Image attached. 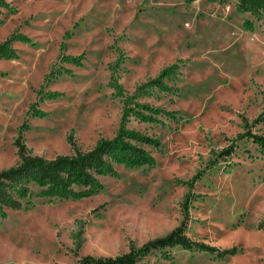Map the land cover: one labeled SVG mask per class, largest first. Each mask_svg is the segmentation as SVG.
I'll list each match as a JSON object with an SVG mask.
<instances>
[{"label": "rangeland", "instance_id": "374dc122", "mask_svg": "<svg viewBox=\"0 0 264 264\" xmlns=\"http://www.w3.org/2000/svg\"><path fill=\"white\" fill-rule=\"evenodd\" d=\"M190 1V0H189ZM0 8V172L19 165L17 142L51 160L112 139L123 97L173 66L168 90L138 102L158 122L128 128L160 140L152 168L117 167L81 200L41 199L0 217V264H80L117 258L182 225L217 249L152 252L137 264H264V153L237 141L231 158L209 165L264 111V25L236 0H5ZM254 24L253 32L245 30ZM140 96V94H139ZM264 136V124L253 129ZM236 141V140H235ZM196 197L183 203L194 175ZM28 203V201L24 202ZM228 251V255H219Z\"/></svg>", "mask_w": 264, "mask_h": 264}, {"label": "trees", "instance_id": "16d2710c", "mask_svg": "<svg viewBox=\"0 0 264 264\" xmlns=\"http://www.w3.org/2000/svg\"><path fill=\"white\" fill-rule=\"evenodd\" d=\"M191 2L192 0H187ZM220 5L227 4L230 0H216ZM6 7L5 0H0V8ZM236 8L239 13L249 14L254 22L264 25V0H236ZM245 30L253 32L254 24L246 22ZM8 43L0 47V58L6 55ZM179 67L173 65L163 70L160 75L139 87L137 93L126 96L122 90L119 94L123 97V113L119 130L112 139H100L97 144L88 151L80 150L72 137L68 139L73 155H59L48 160L40 156H33L27 148L17 142L20 163L17 167L0 172V217H6V212L18 211L31 206V186L40 189L38 197L41 199L59 200H81L96 195L103 189L102 177H117V167L126 169L152 168L156 165L153 153L148 150L162 149L159 139L128 128L131 119L141 124H152L158 122L155 117L148 115L153 112L156 115L175 117L174 113L164 112L147 104H141L139 97L148 96L150 92L157 89L161 92L168 90L165 81L177 79ZM264 124V111L251 124L246 123L245 132L231 142L229 147L220 153L212 152V160L209 165H216L220 161L231 158L237 149V141L248 140L264 153V136L253 132V129ZM204 175V170L197 172L188 183L189 191L182 205L186 218L192 201L193 187ZM28 201V203H24ZM181 227L174 230L168 236L153 240L142 248L137 249L131 245L128 254L117 258L86 257L80 264H137L140 260L148 257L152 252L165 250L167 248L180 247L186 251L194 249L208 253H216L217 249L197 243L188 238ZM264 230V225H260ZM230 252H220L219 255H228Z\"/></svg>", "mask_w": 264, "mask_h": 264}]
</instances>
